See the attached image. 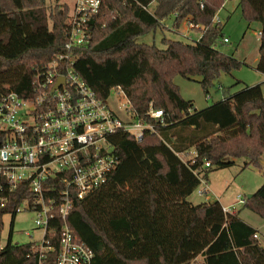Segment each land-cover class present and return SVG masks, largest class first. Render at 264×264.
I'll return each instance as SVG.
<instances>
[{
  "label": "trees",
  "instance_id": "obj_1",
  "mask_svg": "<svg viewBox=\"0 0 264 264\" xmlns=\"http://www.w3.org/2000/svg\"><path fill=\"white\" fill-rule=\"evenodd\" d=\"M225 1L100 0L98 13L89 18V41L76 51L74 71L98 98L106 100L120 87L131 112L142 117L152 103L165 121L141 142L122 132L111 136L118 167L85 199L73 200L66 223L93 252V264H192L198 257L201 264H264L254 228L234 212L225 215L218 202L187 201L207 173L234 160L245 159L244 168L263 169L261 85L245 86L195 110L173 83L175 76L199 78L208 94L221 74L241 66L219 51L222 24L213 18ZM238 5L248 24L260 25L255 70L264 76V0H238ZM67 15L66 6L45 8L44 0H0V99L10 92L31 95L34 71L63 47ZM169 17L174 28L191 21L199 38L192 43L163 39L165 49L135 42ZM21 198L14 192L0 207V235L3 216L11 215L0 264L38 263L33 243L11 244ZM243 205L264 217V182ZM60 226L59 216L49 223L45 238L53 250L42 264L55 262Z\"/></svg>",
  "mask_w": 264,
  "mask_h": 264
},
{
  "label": "built area",
  "instance_id": "obj_2",
  "mask_svg": "<svg viewBox=\"0 0 264 264\" xmlns=\"http://www.w3.org/2000/svg\"><path fill=\"white\" fill-rule=\"evenodd\" d=\"M99 6L100 0H75L67 15L63 47L41 71H34L31 95L22 98L10 92L0 99V207L18 191L22 198L16 214L22 210L35 214L34 225L43 232L41 241L33 243L37 264L53 250L45 235L55 216L61 226L54 264H93V252L66 223L73 200L85 199L118 167L111 136L122 132L141 142L156 125L165 123L163 111L152 103L142 117L131 112L125 93L116 87L115 95L125 99L121 119L109 108V96L98 98L74 71L76 51L88 43V21ZM184 22L189 29L196 27ZM213 22L220 23L217 14ZM237 200L245 202L240 196ZM222 212L231 214L233 209L222 207ZM253 238L258 240L257 234Z\"/></svg>",
  "mask_w": 264,
  "mask_h": 264
},
{
  "label": "rangeland",
  "instance_id": "obj_3",
  "mask_svg": "<svg viewBox=\"0 0 264 264\" xmlns=\"http://www.w3.org/2000/svg\"><path fill=\"white\" fill-rule=\"evenodd\" d=\"M75 0H44L45 8L56 5L66 6L68 12L73 10ZM222 24V32L228 43L221 44L219 51L225 55H232L241 63V66L228 74H221L219 79L208 88L205 94L199 84V78L191 80L175 76L173 83L177 86L179 95L185 101H191L195 110H202L213 103L221 101L224 94L232 95L245 86L261 85L264 100V76L255 70L259 54L260 25L257 22L248 24L241 16L238 0H227L217 13ZM153 33L138 37L135 42L139 44L154 45L158 49H165L163 39L192 43L200 33L189 29L186 22H180L178 28L173 26V17L163 21ZM183 36L187 37L184 38ZM115 90H111L107 104L109 108L121 119L125 118V103L123 97H117ZM193 155V150L189 151ZM185 157L184 155L182 156ZM264 161V156L262 157ZM245 159L234 160L232 166L207 173L199 186L187 198L192 205L218 202L221 207L233 209L236 217L257 231L258 242L264 248V217H261L243 204H239L237 197L242 199L252 195L264 182V168L253 166L244 168ZM35 214L28 210L18 212L13 220L11 229V244L39 243L43 232L34 225ZM11 216L3 217V230L0 235V247L7 242L10 232ZM198 257L196 263L201 264Z\"/></svg>",
  "mask_w": 264,
  "mask_h": 264
},
{
  "label": "water",
  "instance_id": "obj_4",
  "mask_svg": "<svg viewBox=\"0 0 264 264\" xmlns=\"http://www.w3.org/2000/svg\"><path fill=\"white\" fill-rule=\"evenodd\" d=\"M16 20H17V24H19V22H18V18L16 17ZM260 164L263 166V168H264V161H260ZM251 197V195H248L247 196V198H250Z\"/></svg>",
  "mask_w": 264,
  "mask_h": 264
},
{
  "label": "crops",
  "instance_id": "obj_5",
  "mask_svg": "<svg viewBox=\"0 0 264 264\" xmlns=\"http://www.w3.org/2000/svg\"><path fill=\"white\" fill-rule=\"evenodd\" d=\"M258 240H259V239H258ZM197 259H198V258H197ZM197 259H196V260H197Z\"/></svg>",
  "mask_w": 264,
  "mask_h": 264
}]
</instances>
